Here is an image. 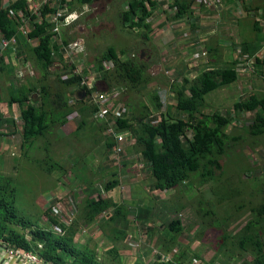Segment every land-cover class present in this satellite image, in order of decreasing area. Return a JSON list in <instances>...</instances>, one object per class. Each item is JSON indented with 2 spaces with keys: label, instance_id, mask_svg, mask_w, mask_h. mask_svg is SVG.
<instances>
[{
  "label": "rangeland",
  "instance_id": "374dc122",
  "mask_svg": "<svg viewBox=\"0 0 264 264\" xmlns=\"http://www.w3.org/2000/svg\"><path fill=\"white\" fill-rule=\"evenodd\" d=\"M12 1L15 0H1V4L6 6ZM160 1H164L166 5L173 2V0H156L158 3ZM238 2L248 5V0ZM125 4L126 0H96L85 6H80L74 2V7L68 10L71 15L66 17L65 26L60 28L58 39L61 40L62 37H65L68 41L67 44L78 42L85 49L84 55H62V58L55 59L54 72L50 75L46 74V78L42 77L40 68L32 58H29V62L19 70V75L11 79V92L19 91L25 81L33 83L38 88L41 84H45L50 88V92H55V89L58 90L61 84L58 83L57 79H62L61 75L64 72H69V64H73L74 67L82 64V66L89 68V63H92L104 50L111 47L116 51L126 52L122 59L143 52V57L147 58L149 62L148 75L156 84L157 91L160 90L158 94L160 101L165 104V107H168L171 100L165 93L167 90L166 79L173 77L174 79H181L182 76L194 79L197 70L204 63L209 62L210 64L211 59H214L213 56L205 54L206 48L204 47L209 42L202 43L199 41L198 48H195V42L191 40V35L194 33V35L200 36L198 37L199 40L209 38L214 46H217L218 41L219 44L221 42L224 45L228 43V51L225 56L224 50L222 58L224 63L220 64L223 65L222 67L225 66L226 62L235 58L238 62L237 82L206 96L202 110L204 114L232 113V107L236 102L245 101L252 96L259 99L264 98V68L256 67L254 64L255 57L260 60L264 59V48L254 57L249 56V54L243 55L240 52L241 46L244 44L247 46V51L257 49L258 45L261 44V32L253 30L252 22L258 21L259 25H262L259 27L264 30V19L261 16L263 11L254 8L249 9L253 12L251 14H254L252 17L248 11L241 10V6L236 5L235 8L232 7L231 9L237 12L236 14L233 12L236 16L232 14L234 18H230V21L223 25V21L220 22L222 19L220 10L217 12L219 14L216 18L217 25L215 24L217 33L211 35L213 37L206 38V36H201L203 29L210 28L211 24L214 23H209L210 20L203 15L199 16V14L206 13L198 9L196 7L197 2H195L192 5L195 18H191V22L169 27L173 31L179 29L182 31L179 30L174 39L166 44L163 36H149V40L146 41L142 38L143 31L141 29L123 27L118 14L123 10ZM209 9H204V11L210 12ZM166 10L168 11V9ZM166 10L162 11V7L157 8L156 17L153 20L163 18L164 14H167ZM239 19L242 20L239 25L246 24V27L243 28L245 31L241 29L236 31L235 25ZM197 21L202 31L198 29L192 32L189 25L197 23ZM248 23L250 24L248 25ZM163 28L158 32L159 35ZM240 41L244 44H241ZM232 43L235 44L234 48ZM29 44L34 46L36 40L29 41ZM194 55L195 59H193ZM187 63L194 67L193 72L191 69L183 70L182 66L187 65ZM63 65H67V67L64 68ZM91 77L94 78L92 75ZM97 88L98 91H104L100 83H98ZM119 90L122 92L118 93ZM117 91H114L117 94L106 93L108 97L112 98L109 101L112 105L105 106V109H111L113 103L118 102L114 106L116 107L114 111L112 108L110 113H106L107 116H122L123 111L119 110L121 109L120 103H127L128 101L131 104L127 108L130 117H132L133 109L139 110V107L137 109L139 101L150 107L148 95L153 91L152 86L145 88L141 94L123 88ZM71 92L73 93L71 98L68 96L69 91L65 94L69 108L77 105L76 100H78L75 88H72ZM0 98V118L4 121L15 120L13 123L11 122V127L6 125L7 128L5 129L0 125V130H6L0 135V145H2L0 146V159H2L0 172L14 178L17 188L15 208L20 217L46 226L48 221L45 212L48 206H53L52 214L64 225H69L79 217L80 227L76 237L78 246L91 247L95 245L98 255L101 256L110 246L116 245L125 255L124 264H150L157 255L172 260L186 248H188L187 253L190 254V257H195L196 264H243L244 259H247L248 263H252L251 256L248 254H245L243 259L237 260V262L236 260L229 261L227 249H230V245L219 246L220 231L219 228L215 229L232 212V208L235 211V207L237 208L243 203L245 208L237 214L234 213L235 216H233H239L241 219L238 228H234V231L237 232L245 221L253 216L249 208L264 205V136L253 137L247 133L246 129L252 124L254 117L252 114L235 116L231 126L227 129L228 137L230 139L238 138V141H228L229 147L226 158L223 160L225 162L223 171L214 167V178L204 181L200 185L201 176H199V172L204 170H197L191 174L192 182H188V184L182 182V185L175 189L159 192L151 191L147 182V173L142 167L140 151L135 149L136 146L133 147V144H130L129 152L128 148L126 150L127 155L124 156L126 165H123L122 161L119 162L120 164L117 161H114V164L106 160L102 161V142L104 136H107L106 133H109L107 131L109 124H105V131H100L99 127L104 126V123L95 120L93 114L79 131L76 129V121H72V123L70 120L73 119L69 118L68 122L72 131L66 129V133L69 135L64 137V134L60 132L59 138L54 132L49 136L51 144L45 150L41 144L43 139H39L37 141L38 148L26 150L27 156H25L21 148L23 140L20 132V107L17 105H12L11 108L7 105L4 106L10 100V94L2 81L0 82ZM33 98L36 99V97ZM85 105L89 107V105ZM83 108L80 104L79 110ZM16 128L17 130H15ZM56 131H63V129ZM8 133L9 135L5 136ZM27 157L29 159L38 158L43 161L40 163L32 162ZM42 157L46 159H42ZM112 157L114 156L110 153L107 160ZM50 161L56 165L52 169L53 171L48 172L44 170L43 164ZM60 165L64 168L63 170L59 169ZM113 172L117 173L119 186L113 190L105 191L103 186L107 180L111 179L112 174L110 173ZM136 175L138 177L146 176L144 179L146 181H142L143 187L135 185ZM98 197L110 199L119 205L130 206L128 211L130 218L136 212L134 205L137 206V209L147 208L150 212V220L144 226L155 228L153 236L150 237L151 233L142 229L143 227L137 226L135 222L122 221L120 225H116V221H113L112 224L106 221L86 225L83 218L86 201ZM206 212L207 214H205ZM175 219L181 222L182 231L176 236V241L169 244V250L167 252L162 251L161 246H158L159 241L168 236L160 233V223ZM262 219L264 222V216ZM211 223L215 227L210 226ZM114 228L118 230L126 228L124 240H114L113 237L117 235L116 232L114 234L112 232ZM262 241L264 244V232Z\"/></svg>",
  "mask_w": 264,
  "mask_h": 264
},
{
  "label": "trees",
  "instance_id": "16d2710c",
  "mask_svg": "<svg viewBox=\"0 0 264 264\" xmlns=\"http://www.w3.org/2000/svg\"><path fill=\"white\" fill-rule=\"evenodd\" d=\"M94 1L96 0H69L64 3L68 12L71 7H74V2L80 6H85ZM195 1L173 0L166 6L164 1L158 3L156 0H126L118 18L123 27L141 29L143 31L142 38L147 41L152 30L150 18L157 7L166 6L168 9H173L172 14L166 19L179 22L185 18H192V5ZM47 6H43L40 11L41 15L38 16L27 0H15L6 6L1 4L0 0V38L9 40L15 37L16 39V42L7 50L3 52L0 50L1 65L9 66L12 69L14 67L10 65H14V62H22L25 66L29 62L28 59L32 58L41 68L43 78H46V74L50 75L54 72L55 59L62 58L61 43L54 41V38H59L60 34L57 35V33L52 32L54 24L51 18L58 7L53 6L51 9ZM258 25V21L253 22V30L256 32L260 28ZM32 40H36L34 46L28 43ZM61 42L66 45L68 41L62 37ZM240 43L244 44V42ZM232 47L234 48L235 44L232 43ZM81 48L85 50L82 45ZM205 48L206 53L213 56L214 59H211L210 64L209 62L204 63L197 70L194 79L184 76L181 79H174V77L173 80L171 78L166 79L167 90L165 93L171 100L168 107H165V104L160 101L158 97L160 90L157 91L156 84L148 75L149 62L147 58L139 53L132 55L131 58L122 59L121 57L126 52L116 51L111 47L104 50L92 63H89V68L80 64L79 66L83 70L79 74H74L73 71L76 66L69 64V72H64L61 75L62 79H57L62 86L60 84V88L55 89V92H50V88L45 84H41L38 88L30 82H27L26 86L15 93L9 91L10 100L6 103L7 107L11 108L12 105L20 107L23 154L27 156L26 150L28 149L36 150L39 139H43L41 143L43 150L47 149L51 144L49 136L59 128H64L69 118L73 119L70 120L71 122L77 121L76 129L78 131L85 126L91 115L94 116L96 113L94 108L88 109L85 105L91 93L97 95L117 94L114 91L123 88L141 94L145 88L152 86L153 91L148 95L150 107L142 101L143 104H141L139 101L137 103L139 110L133 109L132 117H130L127 108L131 104L128 101L127 103H120L121 109L119 110L123 111L122 116L106 117L105 122L109 124L112 132L124 135L126 143L119 153L118 160L112 158L107 160V156L113 152L114 143L111 136H104L103 152H101L102 161L106 160L113 164L114 161H117L118 164L122 161V164H125L126 150L128 148L129 152L130 144H133V147L136 146L135 149L140 151L151 191H168L182 185V182L188 184V182H192L191 174L197 170H204L199 172V176H201L199 184L202 185L204 181L214 178V167L220 168L221 171L225 169L223 160L226 158L229 147L228 141H238V138L230 139L226 134L235 116L252 114L254 117L252 124L246 129L247 133L253 137L264 136V114H261L264 112V98L259 99L252 96L245 101L236 102L232 107V113L206 115L202 112L206 96L229 87L238 80L237 60L226 62L225 66L222 67L223 65L220 64L224 63L221 58L223 49L221 50L219 45L214 46L213 43L206 45ZM246 48L243 49L242 54H250L249 56L254 57L256 51L254 50V53L249 52L245 50ZM3 54L12 55L13 62L2 57ZM254 64L256 67L264 68V59L260 60L255 57ZM63 67L66 68L67 65H63ZM189 69L193 72L194 67L191 66ZM83 81L85 84L81 86ZM98 83L102 84L104 91L95 90ZM72 88H75L76 94L84 93L85 98L82 99L79 96L78 100L75 99L77 105L69 108L65 94L69 91L68 96L71 98L73 96ZM80 104L84 110H79ZM117 104L118 102L113 103V108H116L114 106ZM14 121H4L0 118V125L5 129L7 128L6 125L11 127V122ZM99 130L105 131V124L99 127ZM5 131L3 130V133ZM8 135L9 133L5 134V136ZM27 158L29 159V157ZM42 159L46 158L42 157ZM29 160L38 163L43 161L38 158ZM1 161L2 159H0V163ZM43 165L45 166L44 170L51 172L56 164L50 161ZM59 169L63 170L64 168L60 165ZM110 174H112L111 179L107 180L103 186L105 191L113 190L119 186L117 173ZM16 197L17 188L13 176L0 172V242L5 246L36 254L51 264H124L125 255L116 245L110 246L101 256L98 255L95 245L91 247L78 246L76 237L80 227L79 217L69 225H64L52 214L53 206H48L45 212L48 224L42 226L36 221L33 222L20 217L15 208ZM218 204L220 205V203ZM244 208L243 203L237 208L235 207V211L232 208V212L217 227L213 223L210 226H214L215 229L219 228L220 247L230 245V249H227L229 261L236 260L237 262V260H242L245 254H248L251 256L252 263H248L247 259H244L243 264H264V244L262 241L264 205L250 207L249 211L253 216L248 218L243 226L235 232L234 228H238L241 219L239 216L233 217L235 216L234 213L237 214ZM134 209L136 212L130 218L128 213L130 206L119 205L110 199H102L101 197L87 199L83 214L84 223L90 225L91 223L99 224L109 221L112 224L113 221H116V225H120L122 221L135 222L137 226H141L142 229L150 232V237H152L155 228L144 226L150 220L149 210L147 208L137 209L135 205ZM53 225L60 226L62 233H56ZM160 225V233L168 237L160 240L158 246H161L162 251L167 252L169 244L174 243L176 236L182 231L181 222L175 219L164 221ZM125 229L114 228L113 234L114 232L117 233L113 237L114 240H124L126 237ZM187 251L188 248L180 251L174 259L167 261L161 260L160 256L157 255L150 264H186L192 258Z\"/></svg>",
  "mask_w": 264,
  "mask_h": 264
},
{
  "label": "built area",
  "instance_id": "2783aa9c",
  "mask_svg": "<svg viewBox=\"0 0 264 264\" xmlns=\"http://www.w3.org/2000/svg\"><path fill=\"white\" fill-rule=\"evenodd\" d=\"M29 4H31L32 9L36 15H41V10L44 5H48V8H51L53 6L58 7L56 12L52 16V22L54 24V27L52 29L53 33H57V35L60 34V28L65 26L66 17L71 15V13L67 12V7L65 6V1L69 0H27ZM236 1V0H235ZM241 1V0H238ZM197 2V8L200 9L201 7L205 9H218L221 6H223V0H196ZM194 2V3H195ZM63 7V8H59ZM209 9V10H210ZM173 10V9H172ZM67 13V14H66ZM55 42L61 43V40L57 37L54 38ZM16 42L15 37H12L11 39L7 40L4 38H0V50L3 52L7 50L11 45H13ZM60 51L63 56H74L77 54H83L84 50L81 48V45H79L78 42H72L68 43L66 45L60 44ZM83 68L81 66H76L73 73L79 74L82 72ZM85 81L81 82V86H84ZM98 88L96 87L95 90ZM98 91V90H97ZM109 97L107 94H99L91 93L88 96V100L86 101L87 105L89 107L94 108L96 110V113L94 114V119L103 123L105 122V119L107 117L106 113L111 112L112 108L107 110L105 109V106L112 105L111 99H108ZM114 111V108H113ZM118 117V116H114ZM109 133H106L107 136H111L113 140V147H112V154L114 157L113 159L118 160L119 153L122 151L126 141L124 139V135L120 134H114L109 127L107 129ZM3 133V130H0V135ZM56 232H61V229L59 227H55ZM195 259L192 260L191 264H196ZM0 264H51L43 259H40L37 255L24 251L22 249H12L10 247L5 246L2 242H0Z\"/></svg>",
  "mask_w": 264,
  "mask_h": 264
},
{
  "label": "crops",
  "instance_id": "0c3cea01",
  "mask_svg": "<svg viewBox=\"0 0 264 264\" xmlns=\"http://www.w3.org/2000/svg\"><path fill=\"white\" fill-rule=\"evenodd\" d=\"M224 1V3H223V6H221L220 8H218V9H210V12H208V11H204V9L205 8H203V7H201L200 8V10L202 11V12H205L206 14H199V16H201V15H203L205 18H207L208 20H210L209 21V23L210 22H213L214 24H211V26H210V28H204L203 29V31H205L204 33H203V31H202V29H201V26L199 25V22L197 21V23H191L189 26H190V29H192V32L193 31H196V30H198L199 29V31H202V35L201 36H206V38L207 37H213V36H211V35H213V34H216L217 32H216V28H215V24L217 25V23H216V18H217V16H219V14L217 13V12H219L220 10H221V16H222V19L220 20V22H222L223 21V25H225L226 24V22H229L230 21V18H234L233 17V15L232 14H236L237 12H234V10H231L232 9V7L233 8H235L236 7V5H240L241 6V10H244V9H251V8H254V9H259V10H261V11H263L264 12V0H248V5L246 4V3H242V2H238V0H223ZM167 6V5H166ZM166 6H163L162 7V11H164V10H166V9H168V8H166ZM247 7V8H246ZM158 9L159 8H161V6L160 7H157ZM208 10V9H207ZM157 11V10H156ZM155 11V12H156ZM248 12H249V15L251 14V13H253V12H251L250 10H247ZM155 12H154V14H153V16L150 18V20H151V22H153V23H151L152 24V30H151V32L149 33V36H154V37H164L165 38V40H166V44L168 43V42H170V40H172V39H174V36H175V34L179 31V30H181L182 31V29H179L178 31H173V29H169V27H175V26H179V24H181V23H186V22H191V20L190 19H187V18H185L184 20H182V21H179V22H177V21H168L167 19H166V17H168L170 14H172V12H173V10L172 9H168V11L166 10L165 12L167 13L166 15L164 14V16H163V18L161 17V18H159V19H157L156 21L155 20H153L156 16H155ZM234 12V13H233ZM163 13V12H162ZM234 14V16H236ZM252 15V17L254 16V14H251ZM261 16H263L262 17V19H264V13H262V15ZM193 18H195V13H194V11H193V16H192V19ZM243 19V18H242ZM246 19H248V18H246ZM195 21V20H194ZM242 20L241 19H239L238 21H236V25H235V28H236V31H238L239 29H241L242 31H245V29H243L244 27H246V24L244 23V24H242V25H239V22H241ZM253 23V22H252ZM250 23H248V25H249ZM259 24V23H258ZM193 25H194V27H193ZM258 26H262L261 24L260 25H258ZM164 27V28H163ZM163 28V30H162V32L160 33V35L158 34V32H160L161 31V29ZM196 29V30H195ZM258 32H261V37H260V39H261V44H259L258 45V47H257V49H250V50H248L249 52H253L254 50L256 51L255 52V54L254 55H257L263 48H264V30L260 27L259 28V31ZM198 37H200L199 35H194V33L191 35V40L192 41H194L195 42V48L197 49L198 48V43H199V41H202V43H204V42H209V44L211 43V41H210V39L208 38V39H201V40H199L200 38H198ZM196 38V39H195ZM194 39V40H193ZM190 40V39H189ZM226 42V41H225ZM241 42V41H240ZM29 43V42H28ZM227 44L228 43H226L225 45L224 44H222V42L219 44V41H218V44H216V45H219L220 47H221V50L223 49V54H224V50H225V56H226V53H227V51H228V47L229 46H227ZM33 44H31V46H32ZM244 47L246 48L247 46L246 45H242L241 46V49H240V52H242L243 51V49H244ZM205 48V47H204ZM245 50H247V48L245 49ZM199 52L201 51V49L200 50H198ZM254 53V52H253ZM198 54H200V53H198ZM205 54H206V51H205ZM223 54H221V58H223ZM196 55V54H195ZM195 55H194V57H193V59H195ZM250 55V54H249ZM2 57H4L6 60H8V61H11V62H13V60H12V55H10V56H8V54H3V55H1ZM10 59H9V58ZM131 57H133V56H130V57H127V58H131ZM122 58V57H121ZM161 60H163V59H161ZM231 61H236V58L235 59H233V60H231ZM228 62H230V61H228ZM0 65H1V63H0ZM7 66V65H6ZM10 66H12V67H14V68H12V69H10V67L9 66H7V67H5V66H3V65H1V67H0V82L2 81L4 84H5V87L7 88V91H8V93H9V91H11L12 89H11V84H12V78L13 77H15V76H17V75H19V70L21 69V68H23V63L22 62H19V63H17V62H14V65H10ZM192 65H189L188 63H187V65H185V66H182V68H183V70L185 71L186 69H189L190 67H191ZM171 67H173V66H171ZM173 68H175V67H173ZM173 68H171V69H173ZM40 70H41V68H40ZM166 74H168L167 72H166ZM11 80V81H10ZM171 80H173V78H171ZM5 81H7V83H5ZM26 84H27V82L25 81V83L23 84V86L22 87H24V86H26ZM77 98H79V94L76 96ZM84 98H85V96H84ZM4 106H6V104H4ZM89 108V107H88ZM76 115V114H75ZM74 115V116H75ZM73 116V117H74ZM77 116V115H76ZM76 120H74V122H75ZM77 122V121H76ZM73 123V122H72ZM71 122H70V124H72ZM69 125V122L67 123V125L64 127V128H62L63 129V131H56V134H57V136L60 138V132H62L63 134H64V137L65 136H67V135H69L68 133H66V129H68L69 131H71L70 130V125ZM59 130H61V129H59ZM72 132V131H71ZM62 139V138H61ZM0 146H2V145H0ZM123 165H125V164H123ZM144 172H146V170H144ZM147 173V172H146ZM146 176H148V175H146ZM146 176H139L138 177V175H136L135 176V178H136V184H135V182H134V184L135 185H139V186H141V187H143L142 186V181H146V180H144L145 179V177ZM193 258V257H192ZM192 258L190 259V261L192 260ZM187 263H189V262H187ZM186 263V264H187ZM191 264V263H190Z\"/></svg>",
  "mask_w": 264,
  "mask_h": 264
},
{
  "label": "clouds",
  "instance_id": "9594fccd",
  "mask_svg": "<svg viewBox=\"0 0 264 264\" xmlns=\"http://www.w3.org/2000/svg\"><path fill=\"white\" fill-rule=\"evenodd\" d=\"M85 104H87V103H85ZM104 124H106V123H104ZM142 167H143V164H142ZM60 221V220H59ZM55 227H59L60 228V226H58V225H53V229L55 228ZM61 229V228H60ZM54 231H55V229H54ZM56 232V231H55ZM56 233H62V231L61 232H56ZM41 247V246H40ZM36 255V254H35ZM38 256V255H37ZM40 259H42L40 256H38ZM161 258V260H163V261H167V260H169V259H164V257H160ZM193 259H195V257H193L192 258V260ZM192 260L191 261H189V264L190 263H192ZM50 263V262H49Z\"/></svg>",
  "mask_w": 264,
  "mask_h": 264
},
{
  "label": "water",
  "instance_id": "95a60500",
  "mask_svg": "<svg viewBox=\"0 0 264 264\" xmlns=\"http://www.w3.org/2000/svg\"><path fill=\"white\" fill-rule=\"evenodd\" d=\"M140 54H141V55H143V52H141ZM79 96H81V97H82V99H84V96H85V94H84V93H82V94H81V95H79ZM82 99H81V100H82Z\"/></svg>",
  "mask_w": 264,
  "mask_h": 264
}]
</instances>
